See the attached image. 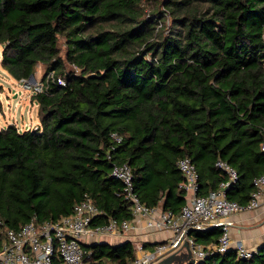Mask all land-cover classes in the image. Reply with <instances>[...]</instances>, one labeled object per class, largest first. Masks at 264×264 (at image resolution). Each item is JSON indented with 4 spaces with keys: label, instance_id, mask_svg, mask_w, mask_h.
<instances>
[{
    "label": "trees",
    "instance_id": "trees-1",
    "mask_svg": "<svg viewBox=\"0 0 264 264\" xmlns=\"http://www.w3.org/2000/svg\"><path fill=\"white\" fill-rule=\"evenodd\" d=\"M263 35L264 0H0L3 70L21 81L41 65L42 79L65 81L31 94L37 128L0 129V245L7 230L70 215L85 195L103 212L98 224L131 220L114 165L130 167L143 205L177 216L178 160L194 164L197 196L226 181L222 160L237 173L226 198L246 205L264 175ZM189 235L207 247L221 228ZM84 248L97 263L136 257L130 242ZM198 264H264V245Z\"/></svg>",
    "mask_w": 264,
    "mask_h": 264
},
{
    "label": "built area",
    "instance_id": "built-area-1",
    "mask_svg": "<svg viewBox=\"0 0 264 264\" xmlns=\"http://www.w3.org/2000/svg\"><path fill=\"white\" fill-rule=\"evenodd\" d=\"M21 82L23 89L31 94L47 92L50 84L65 85L64 79L56 76L54 72H48L44 79L35 78L34 82L26 79ZM112 137L116 143L121 140L116 134H112ZM261 152L264 153V143L261 145ZM215 166L226 174V181L221 182L215 191L206 196H197L198 174L194 164L187 157L178 160L177 168L184 180L181 187L186 192V202L175 216L162 209L143 205L133 190L130 167L127 164L114 165L111 176L123 186V196L132 207L131 220L118 222L109 219L105 224H98L103 212L85 195L74 205L70 215L42 224L31 220L16 230H7L6 239L0 245V264H54L55 257L60 259L61 264H113L93 261L91 251L84 247L101 237L128 233L136 227L139 222L137 218L143 219L145 229L152 232H170L171 237L149 251H144L141 245H135L134 249L141 253L126 264H157L166 256L178 253L184 240L188 243L193 264H198L214 253L223 254L228 250H234L239 258L247 259L255 251L247 249L241 241H232L223 220L232 213L259 208V199L264 192V175L253 180L254 190L248 203L239 205L226 198V190L236 182L237 173L222 160H217ZM216 226L221 228V235L215 245H199L188 234L190 230Z\"/></svg>",
    "mask_w": 264,
    "mask_h": 264
},
{
    "label": "crops",
    "instance_id": "crops-1",
    "mask_svg": "<svg viewBox=\"0 0 264 264\" xmlns=\"http://www.w3.org/2000/svg\"><path fill=\"white\" fill-rule=\"evenodd\" d=\"M36 72L34 77L36 78ZM37 79V78H36ZM260 206L253 210H244L235 212L226 217L223 223L227 226L232 241H241L247 249L257 251L264 245V192L259 199ZM162 209L161 206L156 207ZM136 227L126 234L120 236L101 237L95 243H106L111 246H117L125 242H130L134 248L135 245H141L144 251L152 250L151 244L163 243L171 237L170 232H152L145 229L142 218H137ZM141 252L135 250V256ZM179 254L185 255L184 249L178 250Z\"/></svg>",
    "mask_w": 264,
    "mask_h": 264
},
{
    "label": "rangeland",
    "instance_id": "rangeland-1",
    "mask_svg": "<svg viewBox=\"0 0 264 264\" xmlns=\"http://www.w3.org/2000/svg\"><path fill=\"white\" fill-rule=\"evenodd\" d=\"M151 6L146 7L145 12L150 13ZM165 27H168L170 19L167 17ZM63 39H59L61 56L64 55L65 47ZM2 47L0 46V60ZM43 74L42 66H37L36 78L40 79ZM23 83L10 77L1 67L0 61V129L14 125L19 131L33 130L39 126L37 106L32 101V95L23 89Z\"/></svg>",
    "mask_w": 264,
    "mask_h": 264
},
{
    "label": "water",
    "instance_id": "water-1",
    "mask_svg": "<svg viewBox=\"0 0 264 264\" xmlns=\"http://www.w3.org/2000/svg\"><path fill=\"white\" fill-rule=\"evenodd\" d=\"M28 79L31 82L35 81V77L32 74L29 76ZM180 248L185 250V255L179 253H172L166 256L165 258L161 259L157 264H193V259L191 258L190 250L186 240L182 242Z\"/></svg>",
    "mask_w": 264,
    "mask_h": 264
}]
</instances>
